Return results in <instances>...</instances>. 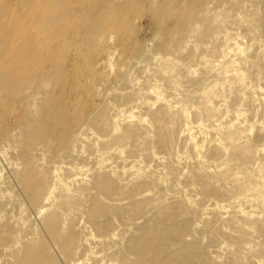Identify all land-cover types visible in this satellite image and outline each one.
Returning <instances> with one entry per match:
<instances>
[{
    "label": "rangeland",
    "instance_id": "obj_1",
    "mask_svg": "<svg viewBox=\"0 0 264 264\" xmlns=\"http://www.w3.org/2000/svg\"><path fill=\"white\" fill-rule=\"evenodd\" d=\"M25 1L0 0V10L5 12L0 22V41L5 42L0 47V78L4 75L12 82L34 67L14 55L24 44L64 39L65 49L44 68L59 66L68 78H76L74 93L68 98L67 89L62 97L61 85L51 83L41 91L37 113L44 111L47 98L66 106L68 117L74 116L80 105L85 115L103 108L108 120L129 135L126 149L130 148L136 157L127 161L137 164L143 160L147 171L153 172L156 179L160 176L158 190H170V199L161 205L168 206L167 211H150L135 223L121 227L124 242L143 241L155 248L156 237L163 236L165 248L187 257L190 251L172 243L168 227L173 214L179 212L177 218H182L181 212H186L196 228L189 238L194 264H264V200L249 196L264 182V56L257 43L249 45L252 42L247 28L251 25L264 37V0H66L58 6V13L74 28L41 24L39 15L45 0ZM203 8L211 14L229 11L235 24L214 19L221 29L211 37L185 30L186 14ZM109 13L117 19L112 39L106 26ZM224 35L230 38L224 41ZM241 38L248 45L249 56L244 64L246 77L237 80L232 70L219 62V55ZM90 85L96 92L93 101L87 89ZM9 92L7 87L0 89V119L14 104L17 123L24 119L34 123L36 114H27L24 103L11 100ZM166 105L171 107L174 123L170 151L175 153L171 157L177 169L190 171L195 177L202 174L196 170L190 143L184 141L191 133L196 141L204 140L209 146L207 174L219 170L235 173V181L224 180L217 196L195 193L198 185L185 176L169 186L163 183V172L167 170L160 172L162 168L157 164L159 156L161 160L167 158L163 155L165 149L150 142L152 134L144 133L140 125L148 112ZM16 129L15 133H22L21 139H25L24 130ZM230 131H234V143L241 149L220 156L210 147L215 144V133L227 137ZM110 146L111 151L120 148L114 139ZM152 151L158 158L153 159ZM113 161L122 164V158ZM131 164L125 162L124 168L129 170ZM185 194L191 195L192 203L182 201ZM17 207L9 202L5 208L17 213ZM114 215L119 221L126 217L120 211ZM221 220H225L224 226ZM206 222L209 224L203 229L200 225Z\"/></svg>",
    "mask_w": 264,
    "mask_h": 264
},
{
    "label": "bare ground",
    "instance_id": "obj_2",
    "mask_svg": "<svg viewBox=\"0 0 264 264\" xmlns=\"http://www.w3.org/2000/svg\"><path fill=\"white\" fill-rule=\"evenodd\" d=\"M65 1L45 0L39 15L40 23L54 28L61 24L74 28V24H66L58 13V6ZM4 14L0 10V22ZM107 17L110 19L106 24L110 31L108 37L112 39L117 19L111 13ZM214 19L235 24L229 11L211 14L203 8L186 14L185 30H197L205 37H211L221 29L220 25L214 24ZM247 28L252 42L249 45L257 43L264 56V37H260L251 25L248 24ZM224 38L227 41L230 37ZM241 40L236 39L231 49L227 45L228 50L223 49L219 55V62H224V67L232 70L237 80L246 77L244 64L249 56L248 45ZM64 41L55 43L48 39L44 44H24L14 55L34 67L12 82L4 75L0 78V87H7L10 99L24 103L27 114H36L34 123L27 119L17 123L13 115L15 105L12 104L7 109L8 115L0 119V264H174L177 260L182 264H194L189 238L196 228L191 225L186 212H181L182 218H177L179 212L173 214L168 227L172 243L190 251L187 257L165 248L163 236L156 237L155 248L143 241L124 242L125 231L121 227L125 223H135L150 211H167L168 206L161 208V205L171 196L167 193L169 189L166 192L158 190L160 176L156 179L153 172L147 171L143 160L137 164L127 161L136 157L130 148L126 149L129 135L121 133L119 124L108 120L103 108H99L96 114L85 115L80 105L75 108L76 114L68 117L66 106L47 98L44 111L37 113L41 91L51 83L61 85L62 97L67 89L68 98L74 93L76 78H68L59 66L49 70L44 68L65 49ZM3 44L5 42L0 41V47ZM87 89L91 91L93 101L95 89L91 85ZM170 109V105L159 106L148 112L140 125L144 133L152 134L150 142L153 140L165 149L163 155L167 158L164 160L155 155L160 158L157 161V166L162 168L160 172L167 170L163 172V183L169 186L185 176L192 184L198 185L195 193L217 196L224 180L235 181V173L219 170L217 174H207L205 162L209 146L204 140L196 141L191 133L184 141L190 143L196 170L202 174L195 177L190 171L177 169L171 157L175 153L170 151L174 124ZM16 128L24 130L25 139H21L22 133H15ZM215 136V144L210 147L220 156L228 150L240 151L241 147L234 143V131H230L227 137L219 132ZM112 139L120 148L111 151ZM154 152L151 154L153 159ZM116 157L122 158V164L114 163ZM125 162L131 164L129 170L124 168ZM186 194L182 201L192 203L191 195ZM249 196L264 200V182ZM9 202L17 204V213L6 210ZM116 211L125 213L123 221L115 217ZM208 224L200 226L204 229ZM220 225L224 226L225 220H221ZM235 259L240 261L238 255Z\"/></svg>",
    "mask_w": 264,
    "mask_h": 264
}]
</instances>
